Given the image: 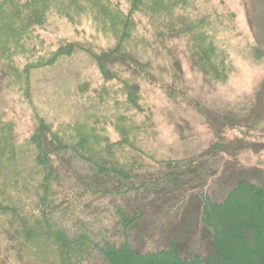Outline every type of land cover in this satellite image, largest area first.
<instances>
[{"label":"trees","instance_id":"trees-1","mask_svg":"<svg viewBox=\"0 0 264 264\" xmlns=\"http://www.w3.org/2000/svg\"><path fill=\"white\" fill-rule=\"evenodd\" d=\"M198 1L0 0L5 89L32 109L25 133L15 112L0 114V264H93L95 254L105 264H264V187L244 179L233 183L220 202L203 188L197 221L211 236L210 255H184L174 242L141 251L130 238L145 217L130 208L132 194L175 182L209 153L230 150L233 141L222 138L228 131L245 129L250 139L238 141L257 143L250 134L257 130L255 121L235 122L192 95L178 57L180 43L191 71L207 86L226 84L234 73L231 56L218 40L221 31L211 14L199 12ZM202 2L206 6L209 0ZM54 13L78 35L84 33L79 29L83 18L91 17L109 42L95 37L49 40L44 33ZM140 15L148 19V28ZM223 18L234 21L229 13ZM79 54L96 66L104 82L100 92L93 89L95 96L87 97L92 103L98 97L104 112L111 104L103 127L97 120L81 129L59 123L38 111L32 99L35 77ZM162 59L166 67L158 64ZM146 83L197 110L220 143L189 160L153 158L137 138L154 127ZM106 124L118 133L116 140L105 132ZM184 126H189L184 119L177 123L180 133ZM150 160L161 169L156 178L148 177L155 169Z\"/></svg>","mask_w":264,"mask_h":264},{"label":"rangeland","instance_id":"rangeland-1","mask_svg":"<svg viewBox=\"0 0 264 264\" xmlns=\"http://www.w3.org/2000/svg\"><path fill=\"white\" fill-rule=\"evenodd\" d=\"M197 3L199 12L211 14L221 31L218 40L231 56L234 73L226 84L214 88L207 86L200 74L191 71L185 56V45L180 43L178 57L183 64L192 95L208 108L235 122L255 121L257 130L250 134L257 143L255 146H246L243 141H238L241 137L250 139L247 131H243L245 129L239 127L228 131L226 137L222 135V138L227 143L233 141L230 150L209 153L208 157L197 163L193 171L183 173L175 182L163 184L157 189L151 188L144 193L132 194L129 197L130 208L144 212L145 216L130 234L134 246L141 251L159 250L174 242L184 255L197 252H208L210 255L213 252L211 236L198 226L197 221L203 188L209 190L215 202H220L238 180H249L264 187V0H209L206 6L202 0ZM228 13L234 15L232 23L223 20V15ZM217 17L221 18L218 23ZM138 18L143 21L142 26L148 28V19L142 15ZM90 19L83 18L79 29L84 30V33L78 35L72 24L54 13L44 34L49 40L95 37L102 44L108 43L107 37L96 30L92 24L94 20ZM158 64L166 67L163 59ZM66 74L68 77L64 80ZM43 77L47 79L42 80ZM7 78L6 70L0 67V114L12 115L15 112L13 117L21 118L19 130L25 133L24 124H29L32 109L22 104L21 96L5 89ZM33 80L32 99L35 107L49 119L76 125L80 129L85 125L90 126L96 120L101 122L100 127L104 126V117L108 119L106 116L111 104H108L104 112L98 97L93 103L87 99L88 96H95L93 89L100 92L104 82L99 70L84 54L66 60L58 69ZM145 85V101L154 107V127L137 138L140 139L138 143L141 147L153 158L189 160L204 156L206 150L220 143L221 138L197 110L170 99L159 86ZM84 88L91 91L84 92ZM182 119L188 121L190 127L184 126L180 133L177 123H181ZM105 128L113 141L118 138L114 128L107 124ZM181 136L185 138L181 139ZM149 163L155 169L152 168L148 177L156 178L161 169L155 161L150 160ZM106 219L112 220V216ZM114 228L121 232L117 225ZM93 264L105 263L95 254Z\"/></svg>","mask_w":264,"mask_h":264}]
</instances>
